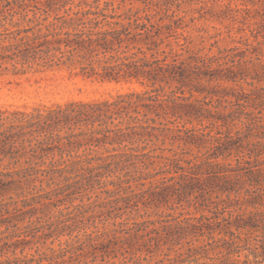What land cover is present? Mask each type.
Returning <instances> with one entry per match:
<instances>
[{
	"label": "trees",
	"instance_id": "1",
	"mask_svg": "<svg viewBox=\"0 0 264 264\" xmlns=\"http://www.w3.org/2000/svg\"><path fill=\"white\" fill-rule=\"evenodd\" d=\"M235 12L245 48L218 56L193 46L176 16L166 23L144 0H0V76L67 69L145 87L93 100L0 105V226L17 221L0 238V257L59 242L49 253L0 264H94L99 257L102 264H264V117H256L264 88L229 101L237 106L230 115L238 111L235 120L245 125L235 136L186 127L203 121L206 99L218 97L192 88L194 78L264 79V10ZM207 136L217 145L203 153ZM167 140L199 154L159 146ZM183 202L202 214L139 215L142 206ZM26 219L30 234L18 228Z\"/></svg>",
	"mask_w": 264,
	"mask_h": 264
},
{
	"label": "rangeland",
	"instance_id": "2",
	"mask_svg": "<svg viewBox=\"0 0 264 264\" xmlns=\"http://www.w3.org/2000/svg\"><path fill=\"white\" fill-rule=\"evenodd\" d=\"M105 1V0H103ZM153 9L158 10L159 16L165 18V22L169 23V16H176L179 20V24L182 23L184 29L179 31L184 34V36L190 37L193 46L202 47L206 46V53L216 54L218 56H224V54H219V50H229L235 46H241L245 48L244 39L241 36L244 34L238 33V27L242 26L239 22L238 13L236 9L244 8L248 6L249 8H259L264 10V0H144ZM129 3V2H128ZM118 4V2H117ZM137 5L143 6L141 3H136ZM264 30V28H262ZM249 32V28L247 29ZM201 37H206V43H201ZM183 38V37H182ZM211 38V39H210ZM253 40L254 37H251ZM262 45L260 48L264 52V39L260 37ZM212 51L208 49L211 48ZM194 48V47H193ZM226 54H231V52H226ZM231 65V64H230ZM226 72V67H224ZM192 88H197V90H210L216 91L218 97H208L206 99L207 105L203 104L206 109L203 117V121H197L194 118L193 124H187L186 127L195 130H200L199 134H208L210 136L225 137L233 135L235 136L238 130L245 128V125L235 120L240 114L235 111L233 116L230 115L237 106L233 107L229 101L235 100L234 95H241L242 92L254 93L256 96L260 93L261 89L264 88V79H251L250 77L243 80H201L193 79L191 81ZM131 89L144 90L145 87L142 86L137 81L131 83H115V82H102L100 79L87 78L77 73V71H69L67 69L60 70H48L43 73H28L24 76H12L5 75L0 76V105H18L23 106L25 104H35V103H46L51 104L55 102H65L71 99L75 100H93L100 98H109L112 95H116L119 92H127ZM167 90L168 87H167ZM195 94L202 99L203 97L199 95L198 91ZM233 108H235L233 110ZM263 109V108H262ZM260 109L256 110L257 120L259 117H264L263 114L259 115ZM264 120V118H263ZM244 121V119L242 120ZM184 121L176 122L171 124V127L183 126ZM246 123V121H245ZM244 138V133H242ZM205 147L201 148V152H206L208 148L217 145L213 142L210 137H204ZM246 140V139H245ZM247 141H244L246 146ZM159 146L166 148H173L177 151L189 152L192 155L199 154V149L195 146H179L178 143L172 145L169 140L162 145L159 142ZM206 148V149H205ZM167 154H170L167 152ZM233 160H235V154H233ZM186 158L190 155L184 156ZM235 162V161H234ZM146 188V187H145ZM138 190V189H137ZM10 196H6L5 201H9ZM105 194L100 195V199H104ZM208 197V196H207ZM14 198H17L14 196ZM212 201L218 202L219 200L215 195L212 197ZM2 198H0V201ZM96 200L94 197L92 201L85 199L87 205L93 203ZM202 200V198H200ZM79 201H76L78 204ZM182 206L178 204L169 203L168 206L161 205L160 207L152 206L151 208H144L142 206L139 215H145L146 218L158 219L160 216H165L167 214H172L174 216H179L181 213L185 217H190L193 215L200 216L201 211H198L196 207L189 206L188 203L183 202ZM213 207V206H212ZM99 212L100 209H97ZM206 215H213L212 213L205 212ZM136 215L137 214H133ZM128 217V214L124 215V219ZM225 217H229V213H225ZM141 219V218H139ZM120 220V219H119ZM12 223H1L0 226V238L14 233L15 228L13 224L17 221L12 220ZM2 222V220H0ZM112 222V221H111ZM222 228L228 227V222H222ZM33 224H30L29 220L26 219L25 222L19 223L21 231L32 232ZM7 228H9L7 230ZM235 229L232 228V231ZM215 236L220 237L217 233ZM30 239V238H29ZM67 237H63L61 240L64 242ZM207 237H201L200 242H203ZM16 240V239H13ZM48 247H53L59 249V242L56 241L53 245L49 241L46 245H34L29 244L25 251L22 248L16 250L15 255L12 251L8 254L0 257L1 261L17 258L32 256L38 257L39 254L49 253ZM40 248V251L37 249ZM94 264H102L101 258L97 260Z\"/></svg>",
	"mask_w": 264,
	"mask_h": 264
}]
</instances>
